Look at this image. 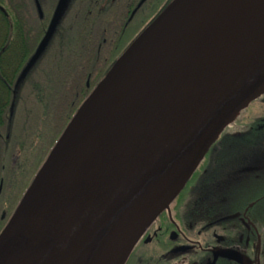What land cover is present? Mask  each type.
Here are the masks:
<instances>
[{
    "label": "water",
    "instance_id": "95a60500",
    "mask_svg": "<svg viewBox=\"0 0 264 264\" xmlns=\"http://www.w3.org/2000/svg\"><path fill=\"white\" fill-rule=\"evenodd\" d=\"M183 1L173 0L115 61L71 120L18 208L86 114L83 110L108 91L137 45ZM66 2L59 0L36 54L51 37ZM172 86L175 90L159 114L95 145L9 230L10 221L6 224L0 233V264H49L69 251L82 255L83 264H110L102 261L129 226L141 217H153L148 229L185 188L225 129L264 95V25L245 39L234 36L202 48ZM219 258L244 263L236 250L218 249L208 264H217Z\"/></svg>",
    "mask_w": 264,
    "mask_h": 264
},
{
    "label": "trees",
    "instance_id": "16d2710c",
    "mask_svg": "<svg viewBox=\"0 0 264 264\" xmlns=\"http://www.w3.org/2000/svg\"><path fill=\"white\" fill-rule=\"evenodd\" d=\"M172 1L148 0L137 15L143 20V25L131 31V23L128 22L122 26L123 32L113 36L111 20L113 12L119 8L92 9L90 12L88 6L91 0H67L61 13L65 22L60 41L63 42L62 52L59 53L55 45L58 43L55 28L40 54L32 55L29 64L14 67V80L7 79L12 66L0 67L5 76L0 80V233L53 155L57 142L84 101L136 37ZM69 13L71 18L68 20ZM123 20L127 22V18ZM8 25V19L0 13L1 47H7L9 43ZM113 38L124 41L118 49L109 47ZM260 102L259 114L245 117L242 122L249 127L235 138H247L258 133L259 126L264 122V96ZM84 113L86 110L82 115ZM202 169L203 166L198 168L189 184L176 197L175 218L187 219L190 218L188 214L197 217L195 212L200 209L201 199L192 204V198L188 200V196L191 183ZM246 206L255 210L252 216L259 228L264 229V191L248 199L241 208ZM160 218L166 226L170 224L171 216L166 211ZM262 233L261 263L264 264V231ZM220 264L238 263L221 260Z\"/></svg>",
    "mask_w": 264,
    "mask_h": 264
},
{
    "label": "flooded vegetation",
    "instance_id": "af4514ba",
    "mask_svg": "<svg viewBox=\"0 0 264 264\" xmlns=\"http://www.w3.org/2000/svg\"><path fill=\"white\" fill-rule=\"evenodd\" d=\"M140 1L91 0L88 7L91 8L90 12L92 9H120L113 12L111 20V33L116 36L123 32L121 28L128 22L131 23V31H136L143 25V20L137 15L148 0L137 8ZM58 3L59 0H0V13L8 19L9 24L8 46H0V67L5 65L13 67L12 71L8 72L7 79L14 80L16 74L14 67L29 64L32 55H37V49L48 31ZM71 13L68 20L71 18ZM124 18H127V22L122 21ZM64 23L60 14L55 25L58 40L55 45L59 53L63 48V42L60 41ZM123 42L113 38L109 47L118 49ZM3 75L0 69V80L5 78ZM262 97L257 100L260 101ZM245 117L239 115L235 118L200 164L203 169L197 179L191 183L190 196H188V200L192 198V204L198 198L201 199L200 209H196L195 212L197 217L188 214L190 218L187 219L175 218L178 204L174 200L169 205L171 208L168 207L165 210L171 216L170 224L166 226L160 221L163 211L136 243L128 258L130 260H127L128 264H160V262L163 264H208L218 249L236 250L243 258V264H262L261 243L264 229L259 228L254 220L252 214L255 210H251V205L244 208L236 205L242 190L249 191L257 184L264 183L263 175L256 176L257 169L260 172L264 171V162L260 165V162H255V159L240 158L238 155L239 152L244 151V148L251 147L247 138H235L249 127L242 122ZM241 159H244L243 163H247L240 165ZM261 186L264 189V184ZM229 204L236 205L234 210L220 213L221 208ZM234 214L237 216L225 218ZM197 223H199L198 226ZM221 260L229 259L219 258L217 264H220Z\"/></svg>",
    "mask_w": 264,
    "mask_h": 264
},
{
    "label": "bare ground",
    "instance_id": "6f19581e",
    "mask_svg": "<svg viewBox=\"0 0 264 264\" xmlns=\"http://www.w3.org/2000/svg\"><path fill=\"white\" fill-rule=\"evenodd\" d=\"M264 25V0H184L167 20L146 36L125 61L108 91L75 127L17 212L9 230L53 185L98 143L116 137L138 121L159 114L173 92V82L202 48L245 39ZM225 45H228L226 43ZM229 48V45L227 46ZM153 217L137 219L107 252L102 263L124 264ZM69 251L49 264H83Z\"/></svg>",
    "mask_w": 264,
    "mask_h": 264
},
{
    "label": "rangeland",
    "instance_id": "374dc122",
    "mask_svg": "<svg viewBox=\"0 0 264 264\" xmlns=\"http://www.w3.org/2000/svg\"><path fill=\"white\" fill-rule=\"evenodd\" d=\"M125 62L123 63V65L121 66V68L115 73V75L112 77V79L119 73L121 72L124 67H125ZM112 79L110 82H112ZM106 92H104L102 95L99 96V98L96 100V102L105 94ZM90 108V107H89ZM261 109V102L256 100L254 102H252V104H250V106L248 108H246L244 111H242L239 115L243 116V117H248L251 115H257L259 114V110ZM88 110V109H87ZM238 115V116H239ZM259 131L258 133H255L253 135H249L247 137V140L249 141L248 144H251V147L248 146V148H244V151H241L238 153V155L240 156V158H246L249 157L250 160H256L255 162H260V165L263 164L264 162V122L262 123L261 126H259ZM244 159L240 160V165H245L247 162L243 163ZM263 166V165H262ZM264 171L262 170V172H260V170H256V176L260 175V176H264ZM264 183H259L257 184L253 189L251 188L249 191L247 190H242L240 195H239V202L236 203V205H238V207H242V205L248 200L251 199V197H253L254 195L260 194L264 191L263 189V185ZM261 186V187H259ZM235 205V206H236ZM233 205L229 204L225 207H222V211H220V213H226V212H230L234 210ZM171 207L169 206V209ZM168 209V210H169ZM224 211V212H223ZM140 240V239H139ZM138 240V241H139ZM137 241V242H138Z\"/></svg>",
    "mask_w": 264,
    "mask_h": 264
}]
</instances>
